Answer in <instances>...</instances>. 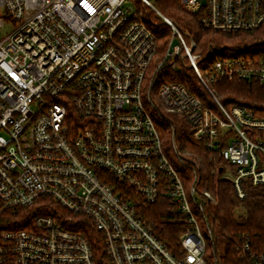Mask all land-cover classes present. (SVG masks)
I'll use <instances>...</instances> for the list:
<instances>
[{
    "label": "built area",
    "instance_id": "2783aa9c",
    "mask_svg": "<svg viewBox=\"0 0 264 264\" xmlns=\"http://www.w3.org/2000/svg\"><path fill=\"white\" fill-rule=\"evenodd\" d=\"M130 1L0 0V201L16 213L50 198L85 217L103 235L112 264H206L212 230L197 213L211 196L185 185L154 118L163 108L210 149L225 142L224 177L245 199L242 181L264 187V118L225 107L211 86L237 78L264 84V59L235 54L202 72L195 43L154 0ZM180 1L208 30L264 26V0ZM160 24L171 29L164 44ZM179 64L195 73L215 108L170 81ZM162 193L185 220L181 257L138 216ZM0 242V262L9 255L13 264H97L88 242L52 216L2 231ZM244 254L248 264H264V253L248 245Z\"/></svg>",
    "mask_w": 264,
    "mask_h": 264
},
{
    "label": "trees",
    "instance_id": "16d2710c",
    "mask_svg": "<svg viewBox=\"0 0 264 264\" xmlns=\"http://www.w3.org/2000/svg\"><path fill=\"white\" fill-rule=\"evenodd\" d=\"M159 11L171 19L182 31L188 41L196 45L200 54V69L222 59L237 54L251 59H264V26L254 32L220 33L206 29L200 15L186 11L180 0H155ZM159 42L171 36L169 27H157ZM170 81L184 86L190 93L202 99L204 105L215 108V103L206 89L200 84L193 71L179 64V71ZM220 102L227 108L239 106L247 109L257 118H264V84L257 80L220 79L212 84ZM155 122L162 135L165 149L169 152L174 165L180 172L187 187L196 184L199 193L207 192L211 199L204 203L203 211L197 213L203 227L209 224L213 240H207L206 264H248L244 249L264 253V187L253 185L250 180L242 181L246 198L241 200L231 180L224 177L222 169L228 167L221 157L220 150L210 149L205 143L198 142L193 136V128L177 114L161 109ZM174 145L186 166H180L175 158ZM125 195L133 191L124 190ZM126 195V196H127ZM175 205L162 193L154 204L140 206L138 216L149 226L153 234L176 257L184 254L179 237L184 231L185 220L174 214ZM38 216H52L63 220L64 226L80 234L89 244L97 264H112L105 252L103 235L91 222L82 216L63 210L52 199H40L34 207L13 212L3 207L0 201V233L5 230L30 229ZM206 233V230H205ZM0 245H4L0 242ZM0 264H13L9 255Z\"/></svg>",
    "mask_w": 264,
    "mask_h": 264
},
{
    "label": "rangeland",
    "instance_id": "374dc122",
    "mask_svg": "<svg viewBox=\"0 0 264 264\" xmlns=\"http://www.w3.org/2000/svg\"><path fill=\"white\" fill-rule=\"evenodd\" d=\"M132 1H133V0H131V1L129 2V5H130V6H133ZM154 1H155V0H154ZM169 29H170V28H169ZM170 30H171V29H170Z\"/></svg>",
    "mask_w": 264,
    "mask_h": 264
}]
</instances>
